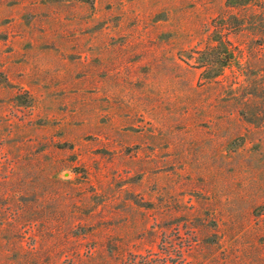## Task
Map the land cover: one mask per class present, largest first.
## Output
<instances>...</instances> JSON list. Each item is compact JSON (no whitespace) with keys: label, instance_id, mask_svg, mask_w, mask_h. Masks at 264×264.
<instances>
[{"label":"rangeland","instance_id":"374dc122","mask_svg":"<svg viewBox=\"0 0 264 264\" xmlns=\"http://www.w3.org/2000/svg\"><path fill=\"white\" fill-rule=\"evenodd\" d=\"M0 264H264V0H0Z\"/></svg>","mask_w":264,"mask_h":264}]
</instances>
